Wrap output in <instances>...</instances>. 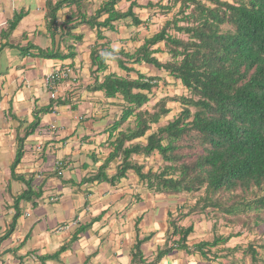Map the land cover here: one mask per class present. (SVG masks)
<instances>
[{"label": "trees", "instance_id": "16d2710c", "mask_svg": "<svg viewBox=\"0 0 264 264\" xmlns=\"http://www.w3.org/2000/svg\"><path fill=\"white\" fill-rule=\"evenodd\" d=\"M83 3L84 0L47 3V29L52 37L60 27L66 30L60 34L64 37L75 25L86 24L96 29L101 39L103 30L115 31L119 22L129 21L126 26L150 29L148 25L156 23L150 18L167 16L132 51L105 43L91 49V89L103 91L108 98L119 97L122 104L109 128L111 152L86 180L113 184L134 171L153 193L196 198L182 217L206 211L211 218V212L220 213L229 223L245 225V219L254 213L256 224H264V0H102L90 15L83 11ZM64 6L68 11L59 26L56 14ZM140 10L149 12V18L141 19ZM18 20L15 18L11 26ZM75 39L80 41L81 37ZM39 53L49 58L66 56L41 49ZM157 53L165 54V59ZM111 62L120 72H109ZM132 64L152 67L157 74L142 73ZM158 72L167 73L186 93L165 94L153 102L154 91L162 81ZM51 100L64 103L60 97ZM52 102L41 111L51 112ZM169 102H178L181 109L160 123L172 111ZM38 124L35 116L30 131ZM22 150H17L12 169L19 163ZM133 155L145 160L157 156L162 165L146 170V162L138 163ZM113 160L119 162L115 174L108 176L106 170ZM31 195L28 188L14 205L30 200ZM17 216L18 213L1 240L13 232ZM175 223L169 220L171 232L169 229L165 247L157 252L153 263L176 247L189 249L186 241L193 226L183 228ZM237 235L217 234L192 250L202 252L223 246ZM142 242L136 241L132 264H146ZM223 249L229 256L241 250L243 257L250 258V264H264V240L261 244L250 242L244 249L237 244Z\"/></svg>", "mask_w": 264, "mask_h": 264}, {"label": "crops", "instance_id": "0c3cea01", "mask_svg": "<svg viewBox=\"0 0 264 264\" xmlns=\"http://www.w3.org/2000/svg\"><path fill=\"white\" fill-rule=\"evenodd\" d=\"M49 1L54 4L57 0H0V264H132L137 239L143 240L140 248L146 264H231L226 258L231 255L222 248L229 247L234 237L223 246L207 248L209 251L192 250L214 235L228 234L219 226L214 229L213 220L201 219L196 212L182 217L188 206L179 196L151 192L134 171L113 184L86 180L111 152L109 128L122 104L119 97L108 98L103 91L91 89V49L105 43L132 51L155 28L119 22L115 31L103 30L99 39L96 29L82 24L64 37L60 34L66 30L60 27L52 37L46 19ZM101 1L84 0L82 9L93 14ZM67 11L66 6L57 11L59 26ZM149 15L139 11L143 20ZM17 17L16 25L11 26ZM152 18L156 25L158 19ZM78 36L80 41L75 39ZM40 49L66 56L49 58ZM131 66L157 74L143 64ZM57 69L69 71L55 92L56 98L64 100L62 105L52 102L43 83V76ZM108 70L120 72L115 62L109 63ZM158 75L162 81L155 90H160L161 82H172L167 73ZM157 93L153 102L163 97ZM51 102L52 111L42 112ZM35 116L39 124L31 132ZM49 125L54 129L47 130ZM20 147V161L12 169ZM132 159L146 162L147 170L157 156L145 160L133 155ZM118 162L110 163L108 176L115 174ZM28 188L31 199L14 205ZM16 213L13 232L1 240ZM169 220L179 227L193 226L186 241L189 249L176 247L153 263L165 247L169 229L171 232Z\"/></svg>", "mask_w": 264, "mask_h": 264}, {"label": "rangeland", "instance_id": "374dc122", "mask_svg": "<svg viewBox=\"0 0 264 264\" xmlns=\"http://www.w3.org/2000/svg\"><path fill=\"white\" fill-rule=\"evenodd\" d=\"M167 16H163L158 18V23L155 25L154 23L150 26L151 29L155 28L156 30L159 28L160 23L166 19ZM160 55V54H159ZM171 80V79H170ZM166 82V81H165ZM158 91L156 94L159 96L160 94L164 96L165 94L169 96H174L178 95L181 93H186V90L182 88L179 83L175 82H166V83H160V90H155V93ZM154 101V100H152ZM151 105V104H150ZM149 105V106H150ZM168 106L171 108V112L164 117L163 122H166L168 119H171L174 114L178 113L181 109L180 105L178 102H169ZM153 165L152 168L155 167V170L162 165V162L159 158L154 159L153 162L151 163ZM180 201H185L186 205H192L196 198H193L191 196L187 195H181ZM190 197V198H188ZM191 202V203H190ZM210 208L207 210L209 211ZM206 212V211H205ZM205 212H196L197 215L201 216V219H209L210 221L214 220L216 223V226H219L218 229L225 234H238L235 236L233 240H231L227 245L229 247H224V248H231L234 247L236 244L240 245V249H244L250 242H256V244H261L263 243L264 240V224L262 223H257L254 221V213L251 214L250 217L245 219V225H242L241 222H236V223H229L225 220V218L220 214V213H210L214 214L213 218L210 217V215L205 214ZM225 249H223L224 251ZM233 256V257H232ZM230 256L228 259L231 264H250V258L249 257H243L241 250H238L234 252V254ZM261 261H257L256 264H260Z\"/></svg>", "mask_w": 264, "mask_h": 264}, {"label": "built area", "instance_id": "2783aa9c", "mask_svg": "<svg viewBox=\"0 0 264 264\" xmlns=\"http://www.w3.org/2000/svg\"><path fill=\"white\" fill-rule=\"evenodd\" d=\"M69 74L68 70H53L52 72L43 76L44 86L49 89V95L51 98H56V88L57 85L63 78H65ZM47 130L51 131L54 129L53 125H49L46 127Z\"/></svg>", "mask_w": 264, "mask_h": 264}, {"label": "clouds", "instance_id": "9594fccd", "mask_svg": "<svg viewBox=\"0 0 264 264\" xmlns=\"http://www.w3.org/2000/svg\"><path fill=\"white\" fill-rule=\"evenodd\" d=\"M101 55H105V53H101Z\"/></svg>", "mask_w": 264, "mask_h": 264}]
</instances>
